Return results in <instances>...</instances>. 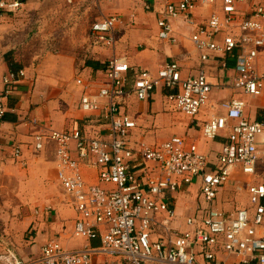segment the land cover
<instances>
[{
    "label": "built area",
    "instance_id": "built-area-1",
    "mask_svg": "<svg viewBox=\"0 0 264 264\" xmlns=\"http://www.w3.org/2000/svg\"><path fill=\"white\" fill-rule=\"evenodd\" d=\"M142 1L145 10L156 16L158 39L172 47L189 39L200 65L190 67L184 55H177L154 75L132 68L127 55L113 54L104 64L106 82L97 94L89 93L90 85L77 80L87 90L81 109L100 111L107 133L90 136L79 129L51 130L34 136L37 150L44 148L46 140L57 144L58 178L78 214L72 236L89 240L100 236L102 251L127 264H229L221 252L239 259L235 264H264V183L256 181L262 175L260 166L264 168V119L250 120L242 99L222 102L224 113L210 115L202 126L207 140L227 133L212 160L187 136L174 135L157 146L135 144L132 132L138 124L125 111L131 96L146 101L164 87L178 112L198 117L210 105L214 90L211 66L224 76L233 69L235 90L261 96L264 0ZM21 5L20 0H0V18L3 10L14 11ZM243 5L248 9H242ZM136 18L132 13L128 24L134 26ZM124 23L120 14L103 16L92 22L91 37L97 45L114 48L117 30ZM24 77L23 70L3 77L0 123L7 100ZM21 155V148H15V156ZM82 163L98 168L99 183L85 179ZM239 174L248 180L246 186L237 184L236 191L246 190L252 207L227 210L218 200ZM193 184L199 186L200 201L186 218L189 229L180 231L169 199ZM96 251L90 245L67 250L59 238H50L42 247L41 262L92 264ZM0 264L23 263L9 252L0 255Z\"/></svg>",
    "mask_w": 264,
    "mask_h": 264
},
{
    "label": "crops",
    "instance_id": "crops-1",
    "mask_svg": "<svg viewBox=\"0 0 264 264\" xmlns=\"http://www.w3.org/2000/svg\"><path fill=\"white\" fill-rule=\"evenodd\" d=\"M20 1V8L3 10L0 18V87L9 72H25L7 100V112L0 123V254L13 252L23 264H42L43 245L50 238H59L67 250L82 249L86 245L97 249L92 264H127L123 258L102 251L100 236L90 240L72 236L78 214L58 178L57 144L46 140L44 148L37 150L34 136L51 130L79 129L90 136L107 133V121L100 111L87 113L81 109L87 90L77 80L90 85L89 93L97 94L106 82L104 64L113 54H125L132 68L149 70L156 75L177 55H184L190 67H199L198 53L187 38L178 47L160 41L156 16L145 10L143 3V8L137 10L138 16L144 19L143 24L136 30H128L134 28L128 24L134 12L114 13L123 16L125 23L117 30L116 46L107 48L95 44L90 33L92 23L84 19L72 22L83 13L82 9L87 11L90 4L93 5L91 0ZM55 2H65L67 7L63 9ZM241 7L248 9L247 5ZM62 17L66 21H58ZM137 18L135 25L139 24ZM259 65L263 70L264 59ZM209 71L215 85L210 105L196 118L178 112L164 87H158L146 101L135 96L128 98L125 111L138 124L132 132L133 142L157 146L174 135L187 136L214 160L227 133L216 140H207L202 126L210 115L224 113L222 102L242 99L250 120L264 119V93L254 97L235 90L233 69L227 76L216 66L209 67ZM195 132L199 136L195 137ZM17 147L22 150L20 158L15 156ZM260 170L262 175L256 181L264 183V168L260 166ZM82 172L89 183H99L97 167L82 163ZM246 180L248 178L241 174L234 176L220 194L218 205L227 210L252 207L248 192L236 191L237 184L247 185ZM199 201L198 184L184 186L182 192L169 199L177 212L175 227L178 230L189 229L186 218ZM220 256L229 264L239 261L223 252Z\"/></svg>",
    "mask_w": 264,
    "mask_h": 264
},
{
    "label": "rangeland",
    "instance_id": "rangeland-1",
    "mask_svg": "<svg viewBox=\"0 0 264 264\" xmlns=\"http://www.w3.org/2000/svg\"><path fill=\"white\" fill-rule=\"evenodd\" d=\"M93 2V5L90 4V8L85 11V10H81V12L78 14V16L75 19H72V22H79L80 20L84 21H89V23L91 24L92 21H94L97 18H101L105 15H111L114 13H118V12H123L126 15H129L130 12H134L137 13L136 16L138 17L137 20H139V24L132 26L134 28H129V31H133L138 29V26L140 27V25L143 24V20L142 17L138 16V9H142V2H140L139 0H91ZM56 6H62L63 9L66 8L67 6L65 2H55L54 3ZM69 4V3H67ZM73 5V4H71ZM59 18H61L60 16H57ZM58 21H66L64 20V18L62 17L61 20ZM138 23V22H137ZM188 54H185V56H188ZM169 56V54L167 55ZM188 63V60H187ZM199 136V134L197 132H195V137ZM191 137V136H190ZM1 255V254H0Z\"/></svg>",
    "mask_w": 264,
    "mask_h": 264
}]
</instances>
